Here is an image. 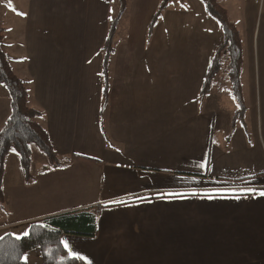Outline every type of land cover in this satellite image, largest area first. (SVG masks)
Returning a JSON list of instances; mask_svg holds the SVG:
<instances>
[{
    "label": "crops",
    "instance_id": "crops-1",
    "mask_svg": "<svg viewBox=\"0 0 264 264\" xmlns=\"http://www.w3.org/2000/svg\"><path fill=\"white\" fill-rule=\"evenodd\" d=\"M159 2L0 0L1 48L67 161L34 166L31 144L26 182L8 154L0 236L100 204L96 236L62 235L86 264H264V196L244 195L264 189V0H218L241 38L244 121L233 120L224 73L199 99L222 40L217 22L201 0H169L148 36ZM113 18L103 107L101 46ZM9 113L0 85V127ZM24 259L43 264L35 248Z\"/></svg>",
    "mask_w": 264,
    "mask_h": 264
},
{
    "label": "trees",
    "instance_id": "trees-1",
    "mask_svg": "<svg viewBox=\"0 0 264 264\" xmlns=\"http://www.w3.org/2000/svg\"><path fill=\"white\" fill-rule=\"evenodd\" d=\"M120 10H123L126 0H118ZM169 0H160L156 11L152 15L148 25V36ZM205 12L213 18L222 33V40L217 45L207 68L202 87L199 91V99L206 96L211 90L216 75L224 73L229 81L231 92L237 101V108L233 113V120L244 117L246 106L241 89L242 44L238 29L229 18L227 11L218 0H201ZM117 18L109 21L107 33L102 51V106L107 102L109 89L108 64L113 53V35ZM5 28L0 22V85L7 88L10 99V113L0 127V208L3 207L2 182L5 164L8 154L15 149L19 157V163L26 182L32 180L30 174L31 150L30 145H36L45 155L50 167L62 166L59 157L53 149L47 132L37 122L36 118L41 111L28 105L27 88L25 80L18 77L9 64L6 54L1 48V41ZM102 112V110H101ZM244 121V120H243ZM107 142L106 131L102 127ZM100 204L74 209L43 217L38 221H32L26 226L27 236L5 232L0 236V264H27L24 255L27 251L39 248L43 264H86L81 259L70 257L68 250L62 243L63 234L94 237L97 234V220L100 212ZM18 237H20L18 239Z\"/></svg>",
    "mask_w": 264,
    "mask_h": 264
},
{
    "label": "snow or ice",
    "instance_id": "snow-or-ice-1",
    "mask_svg": "<svg viewBox=\"0 0 264 264\" xmlns=\"http://www.w3.org/2000/svg\"><path fill=\"white\" fill-rule=\"evenodd\" d=\"M13 151H15V149H13ZM168 195H170V196H180L181 194H179V193H168ZM193 195H196V193H193ZM244 195L249 197V198H256V197H259V196H264V189L257 190V189L247 188L246 191L244 192ZM236 198L239 199L240 197L237 196ZM110 203H112V204H125L126 202L122 201V200H114V201H111ZM24 235L27 236L28 233H24ZM19 238L20 237H18V239ZM62 243L64 244L65 249L68 250V253H69L70 257H75V258H78V259H84L83 257H80L77 253L74 252V250L69 246V243L67 241L62 242Z\"/></svg>",
    "mask_w": 264,
    "mask_h": 264
},
{
    "label": "rangeland",
    "instance_id": "rangeland-1",
    "mask_svg": "<svg viewBox=\"0 0 264 264\" xmlns=\"http://www.w3.org/2000/svg\"><path fill=\"white\" fill-rule=\"evenodd\" d=\"M33 147H34L33 149H36L35 152L33 150V157H32L33 165L34 166L39 165L40 157H42L44 159L43 164H45V165L48 164L46 155L36 145H34ZM35 249L39 250V248H35Z\"/></svg>",
    "mask_w": 264,
    "mask_h": 264
}]
</instances>
